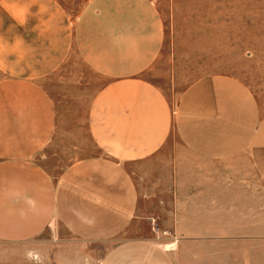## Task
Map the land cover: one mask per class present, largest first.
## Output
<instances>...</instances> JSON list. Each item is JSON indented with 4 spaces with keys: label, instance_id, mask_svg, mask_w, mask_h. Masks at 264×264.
I'll return each instance as SVG.
<instances>
[{
    "label": "crops",
    "instance_id": "crops-1",
    "mask_svg": "<svg viewBox=\"0 0 264 264\" xmlns=\"http://www.w3.org/2000/svg\"><path fill=\"white\" fill-rule=\"evenodd\" d=\"M164 37L155 0H82L74 15L62 0H0V264H264V194L252 183L264 182V112L227 75L171 103L144 76ZM75 60L104 82L61 99L73 161L55 177L38 160L58 128L46 83L67 68L65 95L89 84ZM173 129L187 154L174 150L142 193L130 168ZM82 130L96 154L80 156Z\"/></svg>",
    "mask_w": 264,
    "mask_h": 264
},
{
    "label": "rangeland",
    "instance_id": "rangeland-1",
    "mask_svg": "<svg viewBox=\"0 0 264 264\" xmlns=\"http://www.w3.org/2000/svg\"><path fill=\"white\" fill-rule=\"evenodd\" d=\"M62 1L74 15L82 0ZM155 3L163 19L165 37L161 57L145 73V78L159 86L174 104L182 91L197 79L231 76L247 86L264 112V0H155ZM65 69L46 83L59 111L58 128L54 141L38 157L42 166L55 177L73 161L69 154L61 151V99L70 96L66 99L74 103V96H90L104 82L75 60L72 70L79 77L77 81L83 76L89 84L83 88L72 87L70 95H65L61 89ZM81 133L82 143L87 144L80 156L96 154L97 150L85 141L83 130ZM174 150L187 154L173 129L167 144L153 159L130 168L142 193L153 178L167 171ZM145 175L146 187L141 180ZM252 183L257 185L262 197L264 182L253 176Z\"/></svg>",
    "mask_w": 264,
    "mask_h": 264
},
{
    "label": "bare ground",
    "instance_id": "bare-ground-1",
    "mask_svg": "<svg viewBox=\"0 0 264 264\" xmlns=\"http://www.w3.org/2000/svg\"><path fill=\"white\" fill-rule=\"evenodd\" d=\"M166 248H168V246Z\"/></svg>",
    "mask_w": 264,
    "mask_h": 264
}]
</instances>
